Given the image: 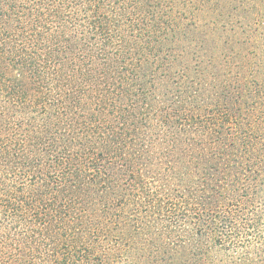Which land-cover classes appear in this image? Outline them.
Wrapping results in <instances>:
<instances>
[{
    "label": "trees",
    "instance_id": "trees-1",
    "mask_svg": "<svg viewBox=\"0 0 264 264\" xmlns=\"http://www.w3.org/2000/svg\"><path fill=\"white\" fill-rule=\"evenodd\" d=\"M264 0H0V264H264Z\"/></svg>",
    "mask_w": 264,
    "mask_h": 264
},
{
    "label": "rangeland",
    "instance_id": "rangeland-1",
    "mask_svg": "<svg viewBox=\"0 0 264 264\" xmlns=\"http://www.w3.org/2000/svg\"><path fill=\"white\" fill-rule=\"evenodd\" d=\"M258 52H259V54H261V56L264 58V43L261 44V47H259Z\"/></svg>",
    "mask_w": 264,
    "mask_h": 264
}]
</instances>
